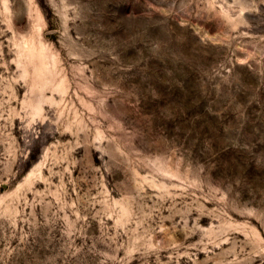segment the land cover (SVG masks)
Instances as JSON below:
<instances>
[{"label": "rangeland", "instance_id": "1", "mask_svg": "<svg viewBox=\"0 0 264 264\" xmlns=\"http://www.w3.org/2000/svg\"><path fill=\"white\" fill-rule=\"evenodd\" d=\"M0 264H264V0H0Z\"/></svg>", "mask_w": 264, "mask_h": 264}]
</instances>
